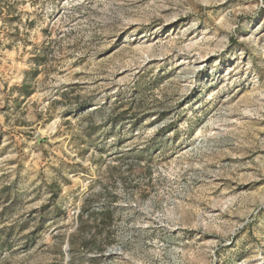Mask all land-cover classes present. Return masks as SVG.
Returning <instances> with one entry per match:
<instances>
[{
    "label": "rangeland",
    "instance_id": "374dc122",
    "mask_svg": "<svg viewBox=\"0 0 264 264\" xmlns=\"http://www.w3.org/2000/svg\"><path fill=\"white\" fill-rule=\"evenodd\" d=\"M0 264H264V0H0Z\"/></svg>",
    "mask_w": 264,
    "mask_h": 264
}]
</instances>
